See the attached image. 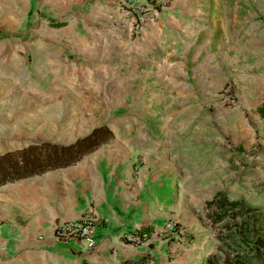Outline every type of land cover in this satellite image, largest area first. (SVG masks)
<instances>
[{"label":"crops","instance_id":"crops-1","mask_svg":"<svg viewBox=\"0 0 264 264\" xmlns=\"http://www.w3.org/2000/svg\"><path fill=\"white\" fill-rule=\"evenodd\" d=\"M190 1L137 0L150 8V14L132 34L131 25L121 18L122 0H0V264H125L141 258H146L145 264H205L196 260L193 243L187 241L175 256V247L159 239L132 245L117 237L159 227L179 213L181 201L174 195L180 184L179 158L168 148L157 151L154 138L116 135L106 119L68 129L60 122L55 127L46 126L49 121L35 126L31 120L28 131L13 125L10 131L3 130V120L19 117V101L3 98V65L20 57L51 63L56 54L66 59L76 53L82 62L127 57L132 64L145 61L140 54L153 47L163 52L165 44L170 50L157 58L154 74L174 82L171 92L188 89L195 68L185 49L176 50L179 41L192 35L187 23ZM130 52L140 56H124ZM85 74L92 78V72ZM27 104L33 106L34 101ZM100 126H106L107 135L99 146L66 148ZM124 126L129 128L130 123ZM56 127L57 131L48 130ZM42 143L59 147L48 157L34 151L26 161L30 149L26 148ZM89 209L99 217L93 249L79 238L54 237L56 222L75 221Z\"/></svg>","mask_w":264,"mask_h":264},{"label":"rangeland","instance_id":"rangeland-1","mask_svg":"<svg viewBox=\"0 0 264 264\" xmlns=\"http://www.w3.org/2000/svg\"><path fill=\"white\" fill-rule=\"evenodd\" d=\"M188 8L192 35L176 50L185 49L195 68L185 91L171 92L174 82L156 76L157 58L167 55L170 45L163 44V52L153 47L140 54L145 61L132 64L127 57L82 62L76 53L66 59L56 54L51 63L20 57L3 65V98L19 101L17 121L3 120V130L13 125L28 131L31 120L35 126L60 122L68 129L106 119L116 135L154 138L157 151L168 148L180 163L174 191L179 213L167 220L180 231L165 243L175 247V256L183 243H193L196 260L206 263L211 255L220 256L222 225H210L205 208L215 191L254 205L264 221V118L256 106L264 100V0H191ZM130 55L140 56L124 54ZM31 100L34 105H26Z\"/></svg>","mask_w":264,"mask_h":264},{"label":"trees","instance_id":"trees-1","mask_svg":"<svg viewBox=\"0 0 264 264\" xmlns=\"http://www.w3.org/2000/svg\"><path fill=\"white\" fill-rule=\"evenodd\" d=\"M258 111L260 116L264 118V101L258 106ZM106 130V126L96 127L91 133L76 140L66 148L74 146L77 150L80 148L83 150L86 144H91L88 148L93 149L99 146L107 135ZM29 146L26 148H30L28 157L25 158L26 161L32 158L34 151L42 152L43 156L48 157L56 151L55 147H59L51 143ZM60 147L66 149L65 146ZM25 160L21 162V166L25 165ZM17 166L14 163L11 164L12 169H16ZM205 208L209 224L213 226L222 225L217 234L219 241L217 252L220 253V256L211 255L206 259L205 264H264V221L256 217L254 205L243 200L230 198L225 191L217 190L205 201ZM145 263L146 258L125 262V264Z\"/></svg>","mask_w":264,"mask_h":264},{"label":"built area","instance_id":"built-area-1","mask_svg":"<svg viewBox=\"0 0 264 264\" xmlns=\"http://www.w3.org/2000/svg\"><path fill=\"white\" fill-rule=\"evenodd\" d=\"M123 10L122 20L131 25L132 34H137L150 14V8L138 3L137 0H122ZM99 217L93 210H86L79 219L70 222H56L53 228L54 237L60 240L70 238H79L85 241L88 249H93L96 245L95 229L98 224ZM180 231L176 222L166 221L159 227L150 230L137 229L132 232L120 233L117 237L124 243L132 245H144L153 239L161 241H169L172 237L177 236Z\"/></svg>","mask_w":264,"mask_h":264}]
</instances>
